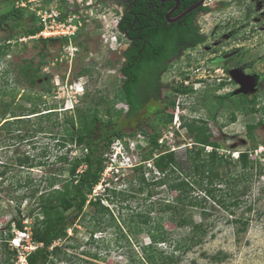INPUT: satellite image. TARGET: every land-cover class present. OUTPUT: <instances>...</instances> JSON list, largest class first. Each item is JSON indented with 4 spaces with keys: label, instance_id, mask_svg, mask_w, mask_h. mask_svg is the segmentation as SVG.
<instances>
[{
    "label": "rangeland",
    "instance_id": "rangeland-1",
    "mask_svg": "<svg viewBox=\"0 0 264 264\" xmlns=\"http://www.w3.org/2000/svg\"><path fill=\"white\" fill-rule=\"evenodd\" d=\"M205 1L212 10L200 13L198 24L207 36L206 42L175 58L163 76L164 103L175 102L173 109L166 107L167 112L173 110L179 115L177 121L165 125L158 123L155 115L157 104L164 103H147L137 116L127 119L124 113L126 104L115 96L122 79L119 72L122 52L128 44L118 31L123 8L116 4V0H68L67 3L61 0H0V13L22 4L29 6L31 12L47 9L50 13L57 7L59 12H67L65 17L70 15L75 20L72 24L77 31L71 38L58 37L64 39L47 42L42 39L58 35L18 33L9 41L6 54L0 56V89L7 91L0 104V115L5 114L7 119L14 121L13 114H26L22 116L26 121L13 123L11 132L1 128L5 120L0 116V263L5 242L11 250L18 252L15 264H27V254L36 248L31 229L38 215L27 216L33 202L29 198L21 205V216H26V232L13 225V237L8 241L4 239L7 224L20 216L16 196L26 192L23 188L15 189V186L31 178L35 187L40 186L42 190L45 186L43 177L62 165L57 156L68 148L71 157L81 154L74 145L60 148L57 140L65 134L67 119L73 118L77 128L87 125L95 110V102L103 97L99 117L103 121L112 118L124 132L133 134H125L113 141L110 157L120 146L124 145L125 151L121 150L122 155L116 161L107 160L108 168H105L101 183L89 197L92 199L102 194V204L109 210L103 213L91 203L85 206L82 216L55 243L72 256L61 254L58 258L53 253L56 264H140L143 246L150 243L151 238L146 231L137 232L139 227L153 228L162 224L175 242L191 233V227H177L169 220L171 212L163 211L176 192L151 180L160 176L153 161L160 151L173 150L177 159L183 161L188 149L201 146L182 125L194 118L208 123L212 139L220 143V154L233 162L240 151L247 150L251 159L258 160L262 173L241 185L242 201L234 208L235 217L211 200L207 203L206 219L200 208L188 207L187 213L192 214L196 222L203 220L208 232L201 243L185 251L175 250V245L169 242L160 243L159 248L175 255L174 261L161 264H264V121L254 130V140L247 130L248 123L264 119V111L244 112L236 98L226 99L224 105L214 112V118H211L210 111L216 103V96L235 88L226 80L230 78L226 68L247 62L252 64V70L263 75L257 91L251 96H257V108H264V0ZM63 30L74 29L65 27ZM9 31V26H0V36L15 33L17 29ZM233 49L240 50L232 58H227L228 61H221L219 57ZM41 51L47 53L50 61L42 71L49 74V78L44 75L35 87L30 88L26 82L19 81L18 69L24 60L31 58L37 65ZM47 78L49 93L42 88ZM175 86L187 91L177 92ZM33 108L42 112L28 115ZM49 111H53L50 119L42 117V113ZM232 112L237 116L235 121L230 119ZM146 122L149 123L146 129L152 132L153 125L160 132L161 147L153 154L150 153L152 148L148 137L139 129V124L145 125ZM39 127H43V131ZM18 135L20 137H16ZM25 154L42 165L33 168L18 166L17 158ZM145 156L151 158L145 160ZM132 163L141 169L130 168ZM4 170L6 173L2 175ZM142 172L149 184L139 179ZM62 174L63 178L68 177L67 171ZM141 186L144 187L142 191ZM233 218L239 221L235 222Z\"/></svg>",
    "mask_w": 264,
    "mask_h": 264
},
{
    "label": "trees",
    "instance_id": "trees-1",
    "mask_svg": "<svg viewBox=\"0 0 264 264\" xmlns=\"http://www.w3.org/2000/svg\"><path fill=\"white\" fill-rule=\"evenodd\" d=\"M61 1L67 3L68 0ZM199 1L180 0V6L174 14L186 10ZM131 2L132 0L130 4ZM174 4L175 2L167 1L161 7V0H135L131 4L129 12L120 17L117 24L120 35H126L131 39V46L126 51L128 61L120 68V73L123 75L122 85L118 84L115 91L118 100L130 105V110L126 115L127 119L134 117L146 103L144 101L145 96L140 93L142 89L140 88L141 74L144 67L150 68L155 64L159 65L158 72L160 73L166 67V61L171 56H178L180 50L199 46L207 40L206 34L200 30L196 16L198 13L209 12L212 8L203 3L184 14L177 21L170 22L166 18V13ZM66 13L61 12L60 19H64ZM0 26H9L10 31L17 29L15 33L9 31L10 33L7 36H0V56L6 54L10 46L9 41L18 33L30 36L41 32L44 27L39 22L36 11L31 12L29 6L22 5L13 6L0 13ZM64 38H43L42 40L47 42ZM39 55L40 60L37 65L34 64V58H31L24 60L18 69V73L21 75L19 81L26 82L30 88L35 87L38 79H41L44 75L49 78V74L42 73L44 66L50 62L47 53L41 51ZM48 78L46 83L42 85L43 90L47 93L50 92ZM174 89L177 92L187 91L179 86H175ZM6 95V89H0V104L4 101L3 96ZM228 98V94L216 96V103L210 108L211 118L215 117L214 112L220 109ZM239 98L242 100L246 98L245 101L235 99L242 111L253 113L264 111L261 106V108H257V96H253L252 99L248 97ZM103 102V97L95 102V110L90 116L88 124L82 128L76 127L73 118L67 119L64 125L65 134L57 140V146L60 148H65L68 145L79 148L80 155L71 157V149L68 148L65 153L57 156V160L62 165L56 171L43 177L45 186L42 190L40 186L35 187L34 180L31 178L15 186V189L23 188L26 192L24 191L16 196L15 200L20 216L7 224L8 232L7 237L4 239L8 241L13 237V225L18 230L26 232L24 224L26 216H21L23 213L21 205L24 199H31L33 202L27 216L35 217V215H38V217L33 222L31 229V237L36 243V248L27 254V264H56L52 257L53 253L58 258L61 254L65 257L72 256L63 246L55 245L56 241L66 235L67 229L82 216L88 203L96 206L100 212L104 213L109 210L107 206L102 204V194L92 199H89V197L101 182L103 172L107 167V160L111 158L110 146L113 141L125 134L132 135L133 132H124L112 118L103 121L99 117V105ZM170 106L173 109L175 102L171 100L166 102V107ZM51 109L53 108H46V110ZM30 111L28 115L42 112L36 110V108ZM52 112H45L41 115L50 119ZM107 113L110 114V112ZM24 115L26 114H13L12 117H15V119L12 121L7 119L5 114H1V118L5 120L1 128L11 132L13 123L26 121L24 120L26 118H22ZM156 119H158V123L169 125L174 120V114L172 111L167 112V108H159ZM230 119L231 121L237 119L235 112H232ZM263 121L264 119H261L257 123L247 124L248 135L251 139H255L254 130ZM57 123L55 122V124ZM182 125L187 128L194 141L201 146H193L188 149L183 161L177 159L173 150L160 151L158 156L153 159L154 166L160 176L151 181L156 185H166L169 191L176 192L172 202L166 204L163 211L171 212L169 220L177 227H191V233L175 242L170 238L168 231L162 224H158L153 228L139 227L137 232L146 231L151 238V242L143 246V256L140 259V264H161L174 261V253H166V251L159 248L160 243L169 242L175 245V250L183 251L201 243L203 236L208 232V227L203 220L196 222L192 214L187 213L188 207L200 208L202 217L206 219L208 216L207 203L211 200L235 217L236 211L234 208L238 207L242 201L240 198L243 192L241 185L250 181L254 175H261L262 173L258 160L251 159L247 150L240 151L239 157L233 162L226 155L220 154V143L212 139L213 134L205 120L194 118L184 121ZM151 127L152 132L143 127L141 132L148 137L152 148L150 153L153 154L161 145L159 142L160 132L153 125ZM39 129L43 131L44 128L39 127ZM16 137H20V135ZM207 147H211V150L208 151ZM262 154L264 155V152ZM150 158L151 156L144 157L145 160ZM41 163H36L33 157L26 154L17 158V165L21 167L33 168L42 165ZM238 167L240 170L235 171ZM134 169H141V166H136ZM255 170L256 172H254ZM64 171L68 172L67 178H63L62 172ZM150 171L153 172L152 169ZM5 173L6 170L1 172L2 175ZM139 179L143 183H148L144 172L141 173ZM140 189L142 191L144 187L141 186ZM28 190L30 191L27 192ZM233 219H235V222L239 221L238 218ZM145 221L148 222L147 219ZM243 223L246 224L247 222ZM7 243L5 242L3 246V258L0 264H15L18 252L16 249L11 250Z\"/></svg>",
    "mask_w": 264,
    "mask_h": 264
},
{
    "label": "flooded vegetation",
    "instance_id": "flooded-vegetation-1",
    "mask_svg": "<svg viewBox=\"0 0 264 264\" xmlns=\"http://www.w3.org/2000/svg\"><path fill=\"white\" fill-rule=\"evenodd\" d=\"M130 1L131 0H116V4H118L119 6H121L123 8V10L121 11V17L125 15L126 12H129V9H130V6L131 4L135 1V0H132L131 4H130ZM167 1H170V2H175V4L169 8L168 12L166 13V18L168 21L170 22H174V21H177V17L182 14V12H179V13H176L174 14L179 6H180V0H161L162 2V5L161 7H163V5L167 2ZM128 4V6H127ZM200 13L197 14L196 18L198 19V16H199ZM123 36V35H122ZM123 37H125V39H127L128 41V44L126 46V48H124L123 52H122V56H121V65L119 67V72H120V68L122 67V65H124V63H126L128 61V57L126 55V51L129 49V47L131 46V39L128 38L126 35H124ZM240 49H233L229 52H226V53H223L219 58L221 59V61H228L229 59L227 58H232V56L234 55H231L229 57H226L228 54L232 53V52H237L239 51ZM184 52H186V50H180L179 52V55L178 56H171L169 59H167L166 61V67L159 73L158 70H159V65L157 66L156 64L152 67H144L143 69V72L141 74V83H140V88L141 89V94H143L145 96V99L144 101L146 102L145 105L147 103H150V102H158V103H164L165 100H164V97L162 96V90H163V86H164V83H163V76L167 73L170 65L174 62V59L181 56ZM233 68H241L243 69L246 73H255L256 71L252 70V64L250 63H237L236 65H233V66H229L226 68V71L227 73L230 75V78L229 79H226L228 80L230 83L234 84L235 85V88H233L232 90H230L229 92H227L226 94L229 95V98H239V97H248L249 99H252L253 96L251 95H246V94H237V95H233L234 91L237 90L240 85L238 83H236L232 77H231V74H230V70L233 69ZM121 75V82L119 84L122 85V80H123V75L120 73ZM263 77V75H262ZM260 83V82H259ZM157 84L159 85V87L157 88ZM115 96H116V92H115ZM123 102L124 104H126L127 106V109L125 110V116L127 115V113L129 112L130 110V105L124 101H121ZM144 105V107H145ZM142 107L141 109H139V111L136 113L135 116H137L139 114V112L144 108ZM156 110H155V115L157 116V110L159 108L163 109V108H166V104H162V105H158L155 107ZM149 123L146 122V124L142 125V124H139V129L141 130L142 127L143 128H146Z\"/></svg>",
    "mask_w": 264,
    "mask_h": 264
},
{
    "label": "built area",
    "instance_id": "built-area-1",
    "mask_svg": "<svg viewBox=\"0 0 264 264\" xmlns=\"http://www.w3.org/2000/svg\"><path fill=\"white\" fill-rule=\"evenodd\" d=\"M206 3V1H205ZM22 6H24V4H22ZM47 9H39L37 13V15L39 16V22L42 23L44 25L43 29L41 32H39L41 35H46V34H53V35H58V36H52V37H67V38H71L73 37L77 31H75V25L72 23H75L74 19L71 18V16L69 15L68 17H65L64 19H60V15L61 12H59L58 8L55 7L52 9V11L50 13L47 12ZM50 11V9H49ZM48 13V14H47ZM80 22V21H77ZM69 29L70 27H72L74 30L73 31H65L63 30L64 28ZM59 33V34H57ZM60 33H63L62 35ZM60 35V36H59ZM178 107V105L176 106ZM173 114H174V120L177 121L179 119V115L172 110ZM133 146H131L132 148ZM125 151V146H120L119 149H117L115 151V153L112 154V157L110 158V160H112L113 162L116 161L117 159L120 158V155H122L121 150ZM113 162H110L111 164H113ZM108 168V166L106 167V169ZM104 174V172H103Z\"/></svg>",
    "mask_w": 264,
    "mask_h": 264
},
{
    "label": "water",
    "instance_id": "water-1",
    "mask_svg": "<svg viewBox=\"0 0 264 264\" xmlns=\"http://www.w3.org/2000/svg\"><path fill=\"white\" fill-rule=\"evenodd\" d=\"M177 1V0H176ZM205 0H200L196 4L192 5L191 7L187 8L182 14H180L178 18L182 17L187 12L191 11L192 9L202 5ZM235 54V52H232L228 54L226 57H229L231 55ZM230 74L232 79L240 85V87L234 91L233 95L237 94H246V95H253L258 89L260 79L262 77V74L255 72V73H246L241 68H233L230 70Z\"/></svg>",
    "mask_w": 264,
    "mask_h": 264
},
{
    "label": "clouds",
    "instance_id": "clouds-1",
    "mask_svg": "<svg viewBox=\"0 0 264 264\" xmlns=\"http://www.w3.org/2000/svg\"><path fill=\"white\" fill-rule=\"evenodd\" d=\"M204 3H205V2H204ZM238 157H239V156H238ZM131 165H132V167H130V168H133V169H134L136 166H138L137 164H134V163H132ZM154 167H155V166H154ZM100 183H101V182H100ZM98 185H99V184H98Z\"/></svg>",
    "mask_w": 264,
    "mask_h": 264
}]
</instances>
